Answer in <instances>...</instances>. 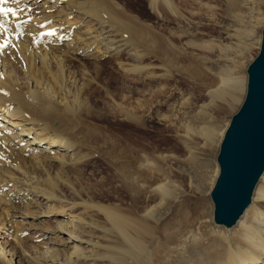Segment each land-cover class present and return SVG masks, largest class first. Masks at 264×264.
Listing matches in <instances>:
<instances>
[{
  "label": "bare ground",
  "instance_id": "1",
  "mask_svg": "<svg viewBox=\"0 0 264 264\" xmlns=\"http://www.w3.org/2000/svg\"><path fill=\"white\" fill-rule=\"evenodd\" d=\"M109 2L5 0L0 4L6 10L0 14V44L5 45L0 49V160L5 152L8 157L11 152L19 155L21 162L25 158L23 163L27 162L35 179L26 180V175L12 179L10 174L11 180H0V212L10 218L30 213L66 216L65 220H52L50 229L37 228L36 236L49 233L51 237L41 250H30L28 264H148V244L157 239L174 241L171 252L179 263L185 254L188 264H264V173L253 203L231 232L209 223L210 230L198 237L185 229L171 232L178 229H173V217L178 220L182 214L160 217L165 203L178 197V184L170 178L167 166L173 157L170 154L137 153L116 165L133 198L140 197L139 204L111 207L83 197L84 176L76 167L88 163L90 155L76 138L69 140L62 134L75 133L76 128L66 119L73 117L74 109L81 111L83 91L89 83L85 70L70 73L68 63L77 57H81L77 60L81 65L84 59L95 67L107 57L135 60L142 54L138 48L144 51L153 43L140 23ZM147 3L150 9L174 13L171 0ZM49 63L57 69L49 70ZM45 64L49 68L40 72ZM231 64L238 66L235 61ZM121 68L128 72V67ZM243 87L245 79L225 76L207 92L232 101ZM51 112L63 114V120L53 118ZM49 114L54 126L42 122ZM211 133H205L208 139ZM196 224L200 228L201 221ZM12 236L17 240L15 231Z\"/></svg>",
  "mask_w": 264,
  "mask_h": 264
},
{
  "label": "rangeland",
  "instance_id": "2",
  "mask_svg": "<svg viewBox=\"0 0 264 264\" xmlns=\"http://www.w3.org/2000/svg\"><path fill=\"white\" fill-rule=\"evenodd\" d=\"M109 3L120 6L140 23L153 43L144 51L138 48L142 54L135 60L107 57L95 67L84 59L81 65V57H77L68 63L70 73L85 70V82L89 83L83 91L81 111L74 109L73 117L66 119L76 128L75 133L62 134L69 140L76 138L90 155L88 163L76 167L77 173L84 176L80 190L84 198L111 207L139 204L140 197L133 198L116 165L137 153L170 154L173 157L167 166L170 178L178 184V197L165 203L160 217L182 214L181 218L175 214L178 220L173 217V229H178L171 232L185 229L198 237L200 232L210 230L207 192L217 172V145L245 87L232 101L215 98L207 91L221 77L238 75L244 81L245 67L258 50L264 0H171L174 13L164 8L150 9L147 0ZM234 61L238 66H232ZM47 64L39 71L57 69L53 63L49 67ZM121 66L128 67V72H123ZM50 114L53 118L63 117L58 112ZM50 114L42 122L54 126ZM209 130L212 133L208 139L205 133ZM7 153H3L7 160H0V180L24 179L26 175V180L34 181L27 162L23 163L25 158L21 162L19 155L11 152L8 157ZM17 169L21 171L17 173ZM30 214L10 218L0 212V264H28L30 250H41L51 237L49 233L37 237V228L50 229L52 220L66 219L59 214ZM199 220L200 228L196 224ZM14 231L17 240L11 239ZM35 237L37 240H33ZM173 242L152 240L148 244V264H188L185 254H181L185 259L180 263L173 259Z\"/></svg>",
  "mask_w": 264,
  "mask_h": 264
},
{
  "label": "water",
  "instance_id": "3",
  "mask_svg": "<svg viewBox=\"0 0 264 264\" xmlns=\"http://www.w3.org/2000/svg\"><path fill=\"white\" fill-rule=\"evenodd\" d=\"M214 161L209 223L231 232L253 203L264 173V19L257 53L245 67L243 97L222 131Z\"/></svg>",
  "mask_w": 264,
  "mask_h": 264
},
{
  "label": "snow or ice",
  "instance_id": "4",
  "mask_svg": "<svg viewBox=\"0 0 264 264\" xmlns=\"http://www.w3.org/2000/svg\"><path fill=\"white\" fill-rule=\"evenodd\" d=\"M4 2H5V0H0V4H2ZM7 11H12V10L8 9ZM0 14H6V10L4 8H2V7H0ZM0 26H2V25H0ZM49 34H51V33H49ZM3 47H5V45L0 44V49H2Z\"/></svg>",
  "mask_w": 264,
  "mask_h": 264
}]
</instances>
